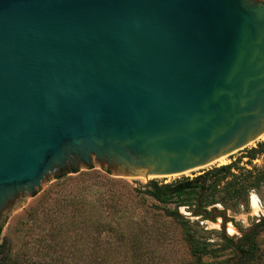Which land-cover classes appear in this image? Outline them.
<instances>
[{
	"label": "water",
	"instance_id": "1",
	"mask_svg": "<svg viewBox=\"0 0 264 264\" xmlns=\"http://www.w3.org/2000/svg\"><path fill=\"white\" fill-rule=\"evenodd\" d=\"M263 136L264 0H0V223L50 175H189Z\"/></svg>",
	"mask_w": 264,
	"mask_h": 264
},
{
	"label": "rangeland",
	"instance_id": "2",
	"mask_svg": "<svg viewBox=\"0 0 264 264\" xmlns=\"http://www.w3.org/2000/svg\"><path fill=\"white\" fill-rule=\"evenodd\" d=\"M264 141V138L258 140L255 144H251L247 149L256 147L258 142ZM246 149V148H245ZM244 149L237 151L229 156L224 164L209 165L201 168L189 175L178 174L164 177H153L149 180L118 178L111 174L110 171L102 167L100 164H93L90 168L84 167L82 170L78 168L77 172L72 170L64 171L61 179H56L62 174L50 175L35 195L32 197L21 196L19 200H14L11 206L6 210L3 216L0 235V244L3 246L2 255L16 257L17 255L29 254L33 255L36 263L40 262L42 250L38 241L41 239V232L32 228L31 215L34 210L46 200L49 195H54L56 191L63 194L73 195L76 188L81 186H92V193L98 198L101 192L111 190L113 194H119L120 200L117 203L101 202L98 204V210L103 212L104 220L110 221L111 226L115 227V233L108 232V242L124 235L127 242L126 264H191L192 256L185 243L183 230L174 222L166 212V209H172L173 205H160L154 200L142 195L143 186L153 180L159 184H169L176 180L188 177L193 178L202 173L203 170L213 166H221L237 162V167L247 170H261L264 168V154L257 155L254 160L248 162L244 156ZM103 179V180H102ZM104 179H111L115 183H107ZM102 180V181H101ZM104 181V182H103ZM98 193V194H97ZM107 193L104 195V198ZM219 210L223 208L218 205ZM211 207L207 210L209 211ZM178 215L184 220V224L189 226L192 235V225H197L205 231L204 238L212 245V248L220 249L218 257H207L206 260H220L232 255L228 249L224 250V244L220 239L222 228L226 235L232 240L241 237L242 232L247 231L254 222L264 217V185H260L258 189L250 190L246 199V205H240L235 209H228L225 213V219L221 216H214L210 219L201 215H193L192 209L187 206L177 208ZM123 220V221H122ZM47 223L44 227L49 228ZM185 226V225H184ZM79 231V230H78ZM89 231V230H88ZM90 236L72 235L67 239L66 246L68 251L66 262L62 264H97V243L99 232L92 228ZM104 235H107L105 231ZM104 236V239L106 237ZM73 237L78 242V251L74 253ZM78 237V238H77ZM47 238V237H46ZM119 239V238H118ZM259 245L261 249V258L251 264H264V231L259 236ZM222 250V251H221ZM115 255V251H113ZM41 254V255H40ZM55 256V254H53ZM41 261V264H46ZM49 260V258H48ZM91 260V261H90ZM34 262V264H36Z\"/></svg>",
	"mask_w": 264,
	"mask_h": 264
},
{
	"label": "trees",
	"instance_id": "3",
	"mask_svg": "<svg viewBox=\"0 0 264 264\" xmlns=\"http://www.w3.org/2000/svg\"><path fill=\"white\" fill-rule=\"evenodd\" d=\"M243 151V157L251 162L257 155L264 154V141L258 142L256 147L246 148ZM63 176L64 174L57 176L56 179H61ZM104 180L110 184L115 183L111 179ZM260 185H264V168L247 170L238 168L237 162H233L213 166L193 178L185 177L169 184H159L151 180L143 186L144 190L141 193L160 205H173V208L166 209V212L183 230L182 235L185 237V243L192 256L191 264H251L261 258L259 236L264 231V217L254 222L235 241L228 237L222 228L220 234V239L224 244L222 248L231 251L232 255L220 260H206L207 257H213V259L218 257L220 249L212 248V245L203 236L205 231L197 225H192L194 231L191 235L189 226L184 224L186 222L178 215L177 208L187 206L192 209L193 215L205 216L203 211L209 214L212 208L220 205L223 208L221 211L225 215L228 209L246 205L249 191L258 189ZM76 190L73 195L63 194L62 190L56 191L54 195H49L42 205L40 204L32 213L30 224L33 231L37 229L38 232H41V239L38 243L42 250L38 251H41L42 254L45 249L43 255L40 256V262H45V258L47 259L46 264L66 262L68 237L79 234L84 241V236H90V230L95 228L99 232V237L96 236L99 239L98 252L95 256L97 264H126V259H128L126 249L128 247L124 235L118 237L119 239H113V242H108L107 236H110L108 232L115 233V227L111 226L110 221L104 220L103 212L98 210V204L101 202H119V194H113L111 190L105 193L98 190L100 195L98 198H93L95 194L92 193L91 185L79 186ZM106 193L107 196L104 198ZM209 207L211 209L208 211ZM47 223L50 225L48 229L44 227ZM105 231H107L106 236L104 235ZM78 242L73 237L74 253L78 251ZM2 249L3 246L0 244V264H34L35 262L33 255L29 252L11 257V255H2ZM113 251H115V255H113ZM40 262L35 263L41 264Z\"/></svg>",
	"mask_w": 264,
	"mask_h": 264
},
{
	"label": "bare ground",
	"instance_id": "4",
	"mask_svg": "<svg viewBox=\"0 0 264 264\" xmlns=\"http://www.w3.org/2000/svg\"><path fill=\"white\" fill-rule=\"evenodd\" d=\"M262 138H264V136L261 137L260 139H262ZM260 139H258V140H260ZM227 158H228V157L226 156V157H224V158H222V159H220V160H218V161L212 163L211 165H215V164H224V163L226 162ZM183 174H184V173H183ZM185 175H187V174H185ZM150 178H153V177H150Z\"/></svg>",
	"mask_w": 264,
	"mask_h": 264
}]
</instances>
